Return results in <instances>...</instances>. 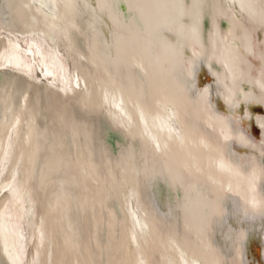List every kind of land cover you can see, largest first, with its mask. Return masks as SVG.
Masks as SVG:
<instances>
[{"label": "bare ground", "instance_id": "obj_1", "mask_svg": "<svg viewBox=\"0 0 264 264\" xmlns=\"http://www.w3.org/2000/svg\"><path fill=\"white\" fill-rule=\"evenodd\" d=\"M0 173V264H264V0H0Z\"/></svg>", "mask_w": 264, "mask_h": 264}, {"label": "rangeland", "instance_id": "obj_2", "mask_svg": "<svg viewBox=\"0 0 264 264\" xmlns=\"http://www.w3.org/2000/svg\"><path fill=\"white\" fill-rule=\"evenodd\" d=\"M237 22V21H236ZM12 39H15L16 41H17V43L22 47V48H25L26 47V42L29 40L27 37H24V36H13V35H9ZM43 40H38V45H39V47H40V49L42 50V51H44V50H47V49H49V46H50V44H48V43H46L45 41H43ZM59 51H61V49H59ZM36 63V62H35ZM34 63V64H35ZM34 77H37L38 75H39V71L38 70H36L35 72H34ZM201 74H202V79L203 80H207V78H208V76L205 74V73H203V72H201ZM203 76L205 77V78H203ZM44 83L46 82V81H43ZM2 177V173H0V178ZM20 226H22L21 228L23 229V233H24V235H25V237L26 238H28V235H27V227L25 226V224L23 223V222H21V224H20ZM27 240V239H26ZM258 248V249H257ZM256 254H257V261L260 263V261L258 260V255H259V247H258V245L256 244ZM29 252H30V244H28L27 243V245H26V248H25V253H24V261L26 260V257L29 255Z\"/></svg>", "mask_w": 264, "mask_h": 264}]
</instances>
